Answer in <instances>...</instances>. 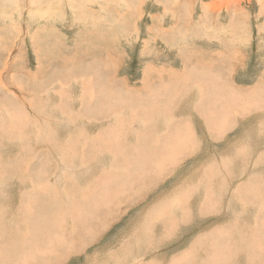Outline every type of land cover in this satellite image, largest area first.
Instances as JSON below:
<instances>
[{
	"label": "rangeland",
	"instance_id": "374dc122",
	"mask_svg": "<svg viewBox=\"0 0 264 264\" xmlns=\"http://www.w3.org/2000/svg\"><path fill=\"white\" fill-rule=\"evenodd\" d=\"M0 264H264V0H0Z\"/></svg>",
	"mask_w": 264,
	"mask_h": 264
},
{
	"label": "bare ground",
	"instance_id": "6f19581e",
	"mask_svg": "<svg viewBox=\"0 0 264 264\" xmlns=\"http://www.w3.org/2000/svg\"><path fill=\"white\" fill-rule=\"evenodd\" d=\"M158 101V100H157ZM156 106V105H155ZM256 130V129H255ZM221 133V132H220ZM170 151H172V150H170ZM171 155V154H170ZM177 156V155H176ZM145 162V161H144ZM253 196V195H252ZM259 199V198H258ZM253 212V211H252ZM40 252V251H39Z\"/></svg>",
	"mask_w": 264,
	"mask_h": 264
}]
</instances>
